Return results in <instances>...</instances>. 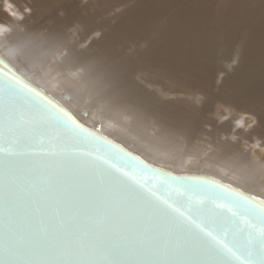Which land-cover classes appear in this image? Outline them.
I'll return each instance as SVG.
<instances>
[{
	"label": "bare ground",
	"instance_id": "bare-ground-1",
	"mask_svg": "<svg viewBox=\"0 0 264 264\" xmlns=\"http://www.w3.org/2000/svg\"><path fill=\"white\" fill-rule=\"evenodd\" d=\"M0 49L157 165L264 197V0H0Z\"/></svg>",
	"mask_w": 264,
	"mask_h": 264
},
{
	"label": "snow or ice",
	"instance_id": "snow-or-ice-1",
	"mask_svg": "<svg viewBox=\"0 0 264 264\" xmlns=\"http://www.w3.org/2000/svg\"><path fill=\"white\" fill-rule=\"evenodd\" d=\"M39 96H0V264H264V201L190 177L145 186L127 154Z\"/></svg>",
	"mask_w": 264,
	"mask_h": 264
},
{
	"label": "water",
	"instance_id": "water-1",
	"mask_svg": "<svg viewBox=\"0 0 264 264\" xmlns=\"http://www.w3.org/2000/svg\"><path fill=\"white\" fill-rule=\"evenodd\" d=\"M0 59L3 60L0 63V96H2L9 84L13 85L15 88L22 90L25 93L35 96L36 92L40 93V96L37 97L39 100H43L44 94L46 93L48 98L53 100L58 106L65 108L77 120L80 121L85 127V129L95 138L105 140L109 143L112 153L127 154V159L131 160L134 164L137 165L133 169V173L137 180H139L145 186L151 187L153 189H160L161 192L170 193L172 192V177H190L199 179L208 183L215 185H221L226 191L232 192L242 198H257V203L264 201V197L250 193L243 188L232 184L226 180H223L219 177L200 172H176L170 168L159 166L156 163L152 162L145 156L126 146L119 140L113 138L112 136L106 134L102 130L94 128L80 119L68 106L56 98L52 93L48 92L43 86L39 85L32 77L25 75L12 61L11 59L0 49ZM27 84V87L25 85ZM29 89L32 91L29 93ZM168 181L166 188L161 189L160 186ZM260 206L264 207V204ZM235 211L236 209L233 208ZM238 219L243 220L245 217L238 216ZM3 242V228L0 227V244ZM4 257L0 255V262H2Z\"/></svg>",
	"mask_w": 264,
	"mask_h": 264
}]
</instances>
